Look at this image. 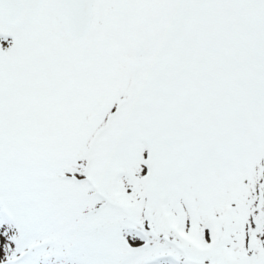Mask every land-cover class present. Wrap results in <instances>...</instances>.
<instances>
[{"label": "snow or ice", "instance_id": "1", "mask_svg": "<svg viewBox=\"0 0 264 264\" xmlns=\"http://www.w3.org/2000/svg\"><path fill=\"white\" fill-rule=\"evenodd\" d=\"M0 264H264V0H0Z\"/></svg>", "mask_w": 264, "mask_h": 264}]
</instances>
